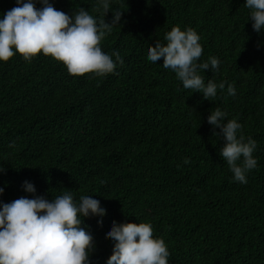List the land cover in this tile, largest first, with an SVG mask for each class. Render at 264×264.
Returning a JSON list of instances; mask_svg holds the SVG:
<instances>
[{"label":"trees","instance_id":"1","mask_svg":"<svg viewBox=\"0 0 264 264\" xmlns=\"http://www.w3.org/2000/svg\"><path fill=\"white\" fill-rule=\"evenodd\" d=\"M50 3L69 15L83 7L98 22L122 11L100 46L123 63L113 56L114 72L96 76L72 75L42 53L0 62V202L31 198L25 181L49 200L92 195L106 213L102 223L83 220L96 245L90 264L112 254L113 221L150 223L169 264H264V31L247 22L245 0H111L105 17L98 0ZM15 6L0 0V18ZM174 26L200 36L199 62L220 61L218 71L199 72L205 83L226 82L214 100L184 89L162 58L147 59ZM216 108L257 143L246 184L219 154L224 141L207 123Z\"/></svg>","mask_w":264,"mask_h":264},{"label":"clouds","instance_id":"2","mask_svg":"<svg viewBox=\"0 0 264 264\" xmlns=\"http://www.w3.org/2000/svg\"><path fill=\"white\" fill-rule=\"evenodd\" d=\"M41 5L40 8L36 4ZM105 14L111 0H98ZM16 6L0 18V62H7L19 54L31 62L38 53L62 62L72 75L93 73L105 76L113 73L119 53L112 55L102 51L100 42L110 34L113 26L120 25L122 11L113 12L110 22L97 21L80 7L75 15L54 8L50 0H15ZM249 10L248 21L252 29L264 31V0H245ZM166 44L155 43L147 49V59L156 63L163 59L162 66L175 73L184 89L202 94L212 101L217 89L224 90L225 83L216 84L211 79L205 83L200 71L219 70L220 61L211 57L199 62L202 56L200 36L192 28L181 30L174 26L165 33ZM229 96L235 88L229 84ZM227 113L216 108L207 117V123L219 132H213L224 141L220 156L232 173L233 181L247 183V173L257 167L253 153L257 143L251 137L245 140L242 125L231 119L225 122ZM238 133H241L238 135ZM184 163H190L188 159ZM5 169L0 165V173ZM24 192L10 202H0V264H90V255L95 249L94 237L86 227L84 218L95 216L102 223L105 207L91 196H81L78 201L71 191H66L50 200L36 195L35 186L25 181ZM0 187V195L4 193ZM105 234L114 242L112 254L105 264H169V250L162 238L153 237L150 223H117L113 221Z\"/></svg>","mask_w":264,"mask_h":264}]
</instances>
